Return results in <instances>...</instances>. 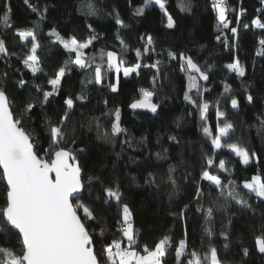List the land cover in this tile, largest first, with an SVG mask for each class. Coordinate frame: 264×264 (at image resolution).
Wrapping results in <instances>:
<instances>
[{
    "label": "trees",
    "instance_id": "16d2710c",
    "mask_svg": "<svg viewBox=\"0 0 264 264\" xmlns=\"http://www.w3.org/2000/svg\"><path fill=\"white\" fill-rule=\"evenodd\" d=\"M88 3L98 9L96 16L84 14ZM179 3L180 0H166L167 12L175 22L169 29L167 17L158 5L145 8L142 16L133 14L137 8L144 7L145 0H28V3L25 0H0V15L5 6L11 9V27L0 26V39L5 41L10 53H15L8 57L0 55V88L7 93L15 118L23 120V127L32 135L41 155L43 149L49 147V122L59 124L66 110L64 99L85 96L83 101H76L71 110L64 126L66 141L62 146L72 151L81 166L84 188L75 202L88 206L95 217L85 223L98 254L112 240L121 239L117 221L122 218V204L127 203L141 248L144 245L154 248L165 235L171 238L172 247L168 248L163 264H176L175 248L185 239L186 252L205 253L211 244L224 264H264V254L255 246V239L264 234V201L242 188V182L251 180L254 175L264 179V57L255 54L260 39L264 38V29L251 25L257 17L264 21V4L261 0H228L230 7L235 9L227 15L230 28L237 27V34L233 36L229 29H223V35L218 31L212 0H191V11H181ZM29 4L35 5L39 13ZM45 7L47 11H44ZM241 8L244 9L242 15ZM117 13L126 27L116 23ZM243 24H249V28L245 29ZM53 28L65 39L75 36L79 41H85L95 34L98 38L85 53L96 55L97 62L103 49L117 52L123 56L126 65H134L138 62L135 50L139 48L143 53L149 35L153 38L155 51L143 54L139 75L133 73L125 77L123 72L119 74L116 92L108 87L109 82L116 83L115 73L106 76L102 85H97L87 82L92 75L91 69L70 66L71 70L62 78L59 94L41 106L42 92H38L36 86L51 90L48 79L54 78L58 68L69 59L62 44L49 36ZM24 30H34L41 45L38 55L43 71L36 75L22 63L31 44L19 41L15 33ZM117 33L128 46L126 52ZM218 35H221L219 41ZM169 51L176 53L177 58L170 59ZM181 52L191 56L209 75L207 81L198 80L201 91L208 89L203 92V99L209 102L206 122L201 121L196 105L184 99L188 79L180 69L182 62L178 57ZM236 59L245 68L244 77H238L226 68ZM157 61L160 62L158 74L154 68L143 67ZM21 80L25 81L24 85L19 83ZM226 84L230 86L227 90ZM142 89L154 93L152 102L158 106L155 115L129 110L132 102L141 99ZM248 94L253 97L251 102L246 98ZM190 95L200 102L195 90ZM232 98L239 102L237 109L231 107ZM28 103H35V107L22 117ZM217 107L234 126L228 142L238 143L250 154H256L248 165L241 164L227 148L213 150L210 140L205 137L204 126L213 130L217 126ZM117 108L120 109L121 127L127 134L109 141L98 135L94 118L100 120L101 133H110L113 117L102 114ZM220 123L222 126V121ZM125 140L130 141V147L123 143ZM204 154L213 156L217 166L220 160L226 162L228 171L219 172L217 167L211 170L212 174H219L225 184L228 180L237 181L250 208L235 201L214 203L217 192L209 182L199 180L205 163ZM158 155L163 159H158ZM170 166L174 168L171 173ZM149 173L153 174L154 180L146 183ZM169 175L175 179V187L169 182ZM89 177L93 178L91 183ZM117 185L122 193L119 206L114 201L106 203L104 192L105 188ZM198 186L204 193L200 203L205 208L214 207V219L207 225L203 214L197 211L195 192ZM4 197L5 183L0 178V206H3ZM205 226L212 228L211 238L205 234ZM221 232L228 233L227 240ZM0 245L19 254L18 241L12 232L0 234ZM245 248L249 250L247 256L243 254Z\"/></svg>",
    "mask_w": 264,
    "mask_h": 264
},
{
    "label": "snow or ice",
    "instance_id": "6c2138e0",
    "mask_svg": "<svg viewBox=\"0 0 264 264\" xmlns=\"http://www.w3.org/2000/svg\"><path fill=\"white\" fill-rule=\"evenodd\" d=\"M28 3V0H25ZM264 4V0H261ZM152 4L164 12L167 17L166 27L171 29L175 26V22L166 9V0H145L144 7L137 8L133 13L135 16H142L145 8ZM34 12L39 13V9L32 4H29ZM179 7L181 11H191V0H180ZM212 9L216 14L218 22V31L223 35V29H229L233 36L237 34V27L230 28V22L227 19L229 11H235L228 3V0H212ZM47 11V8H44ZM260 11V10H258ZM244 9L241 8L242 15ZM10 7L5 6V10L0 15V26L4 28L11 27L10 22ZM87 16H96L98 9L92 3H88L86 11ZM43 18V17H41ZM116 23L121 27H126L124 21L116 14ZM237 25L240 20L237 17ZM252 27L256 29H264V21L259 17L251 21ZM37 27L39 25L37 24ZM91 27V26H89ZM245 29L249 28V24H243ZM94 31V30H93ZM15 35L19 41L29 42L31 47L26 58L22 59V63L33 75L42 72L40 67V57L38 50L41 45L37 40V35L34 30L17 31ZM221 35L216 39L219 41ZM50 37H55V41L62 44L63 48L69 54V59L64 62V65L59 67L55 72L54 78L48 79V84L51 85V90H44L40 85H37V91L42 92L41 106L47 104L50 97L59 94V88L62 78L65 77L70 66H76L81 70L91 69L92 75L88 79V83L102 85L105 77L111 73L116 74V83L109 82L110 91L118 90L119 74L123 72L125 77L135 73L139 75V70L142 67L139 62L143 54L149 51H155L152 47L154 44L151 35L147 36L146 45L141 49H136L137 63L134 65H126V61L122 55L115 51L100 50L99 62L96 55L88 56L85 49H88L95 39L98 37L93 34L85 41H79L75 36L65 39L56 29H52L49 33ZM117 39L126 52L128 46L120 39L117 33ZM142 39H144L142 37ZM225 46L227 42L225 41ZM74 54V58L72 57ZM256 56L264 57V38L259 41V48L256 51ZM0 55L8 57L15 55L10 53L5 45V41L0 39ZM170 59H176L177 54L169 51ZM180 65L188 79V90L184 94V99L196 105L199 111L201 121H207V113L209 111V102L203 99L198 80L207 81L209 75L206 71L194 62L191 56H186L184 53H179ZM159 61L143 67L154 68L159 73ZM229 72L235 73L238 77L245 76V68L240 63L239 59L226 65ZM198 74V75H196ZM7 75L6 73L4 74ZM156 77H153L155 84ZM24 85L25 81L19 82ZM225 85L226 90L229 88ZM196 91L200 97V102L197 103L190 93ZM142 97L134 101L130 107L132 109H149L155 113L157 105L152 102L154 93L149 90L142 89ZM247 100L251 102L253 97L247 95ZM85 96L79 95L75 98L67 97L64 99V104L67 106L63 116L60 118L59 124L49 122L48 140L49 147L43 149V155L40 154L37 143L33 140L32 135L23 127V120L17 119L14 116L11 104L7 93L3 88H0V178L5 183V197L3 206H0V234L7 235L9 232L15 234L18 245L19 254L14 250L0 245V264H163V258L166 256L168 248L172 247L171 238L165 235L155 244L154 248H149L144 245L142 248L138 243L137 230L134 227L132 220V212L127 203L122 204V218L117 221L119 230L122 233L121 239L112 240L111 243L105 245L98 254L94 249L93 236L86 227L85 221L94 220L95 217L88 206L83 203L75 202L79 199V193L84 188L82 178V169L76 161L72 151L62 144L66 141V133L64 126L70 117L71 110L74 108L76 101H83ZM219 104V101H217ZM107 105V101H105ZM35 107V103H28L24 112L21 114L30 113ZM232 109L239 107V102L236 98L231 99ZM102 115L113 117L110 133L100 132L101 124L99 118H94L95 126L98 135H102L106 140H114L121 134L126 135L127 130L121 127L120 124V109L105 112ZM217 126L213 130L209 126L203 127L205 137L210 140L213 150H221L227 148L231 153L240 158V162L248 165L255 153L249 151L238 143L228 142L230 132L234 130L231 122L225 119V113L219 110L216 111ZM222 121V126L221 122ZM264 123V121H262ZM91 127V125H90ZM175 139V137H170ZM131 146L130 141L125 140ZM205 155V163L199 176L200 181H207L210 186L217 192L216 201H235L236 204L250 208L247 204L244 194L241 193V185L235 180H228L227 184L219 174H212V169L218 167L219 172L228 171L226 162L220 160L218 166L213 156ZM158 159H163L158 155ZM174 168L169 167V173L173 172ZM149 179L146 183L153 182L152 173L148 174ZM92 177L88 178L91 183ZM98 179V178H97ZM169 182L176 186L175 179L169 175ZM242 188L247 190L248 194H254L256 198L264 201V179L260 175H254L251 180L242 182ZM105 196L107 202L114 201L116 205H121L122 193L117 185L114 188H105ZM210 194V193H209ZM204 193L201 187L196 188L195 196L198 203L197 211L204 216L206 225L214 219V207H204L200 203ZM187 207V206H186ZM183 217V212L181 213ZM231 221H229V225ZM205 234L211 238L213 231L211 227H204ZM104 231L101 229L100 235L103 236ZM187 232H185V236ZM220 235L227 240L228 233L221 232ZM126 243V246H124ZM257 250L264 254V234L255 239ZM188 244L186 239L181 240L175 248L176 264H224L218 256L216 247L209 244L208 251L198 253L195 250L186 252ZM227 248V245H225ZM248 249H243V254L248 255ZM187 259H182L184 257ZM103 257V259H101Z\"/></svg>",
    "mask_w": 264,
    "mask_h": 264
},
{
    "label": "water",
    "instance_id": "95a60500",
    "mask_svg": "<svg viewBox=\"0 0 264 264\" xmlns=\"http://www.w3.org/2000/svg\"><path fill=\"white\" fill-rule=\"evenodd\" d=\"M196 75H198V74H196ZM200 81H202V82H204V80H200ZM133 103V102H132ZM131 103V104H132ZM130 104V105H131ZM129 110L130 111H132V112H142V113H148V114H151V115H155L156 113H157V111L155 112V113H153V112H151L149 109H132L130 106H129ZM1 170V172H2V169H0ZM83 190V189H82ZM82 190H81V192L79 193V196L81 195V193H82Z\"/></svg>",
    "mask_w": 264,
    "mask_h": 264
},
{
    "label": "rangeland",
    "instance_id": "374dc122",
    "mask_svg": "<svg viewBox=\"0 0 264 264\" xmlns=\"http://www.w3.org/2000/svg\"><path fill=\"white\" fill-rule=\"evenodd\" d=\"M232 154H234V153H232ZM235 155V154H234ZM237 157V156H236ZM239 160H240V158L239 157H237ZM250 163H251V161H250ZM241 164H243V163H241ZM244 165V164H243Z\"/></svg>",
    "mask_w": 264,
    "mask_h": 264
},
{
    "label": "built area",
    "instance_id": "2783aa9c",
    "mask_svg": "<svg viewBox=\"0 0 264 264\" xmlns=\"http://www.w3.org/2000/svg\"><path fill=\"white\" fill-rule=\"evenodd\" d=\"M230 12V11H229Z\"/></svg>",
    "mask_w": 264,
    "mask_h": 264
}]
</instances>
